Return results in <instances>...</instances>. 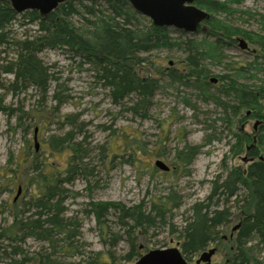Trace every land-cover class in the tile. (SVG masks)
Wrapping results in <instances>:
<instances>
[{
  "label": "trees",
  "instance_id": "obj_1",
  "mask_svg": "<svg viewBox=\"0 0 264 264\" xmlns=\"http://www.w3.org/2000/svg\"><path fill=\"white\" fill-rule=\"evenodd\" d=\"M232 1L196 0L195 5L211 18L205 22L204 31L185 39H172L170 34L186 35L174 29L156 28L151 23L142 27L140 15L126 0H68L46 16L37 11L17 14L9 2L0 1V76L12 77L6 87L9 93L21 94L33 88L45 100L51 81L56 82L57 88L61 84L58 83L60 78L53 75L39 55L44 50H61L76 59L79 67H86L108 91L112 104L133 118H149L161 78H166L169 84L185 86L204 101H213L220 110L216 121L231 131L233 121L241 113L249 111L251 118L262 114L264 101V79L250 72H259L256 61L247 67H230L228 64L225 68L227 74L223 75H213L205 64L220 63L225 58V51L237 44V38H249L246 31L216 17L223 15L228 18L238 12L232 7ZM241 2L237 0L235 4ZM17 21L23 27L34 26L35 29L16 38L12 25ZM258 22L264 29V16L259 15ZM263 41L264 37L251 40V43L262 46L260 52H264ZM158 50H176L183 55L176 69H165L149 59L148 56ZM214 78L216 83L210 81ZM249 78L259 79L260 83H249ZM52 98L57 101L56 109L64 102L58 90ZM77 117L68 115L65 122L72 126ZM207 128L214 132L206 134L202 145L187 146L178 151L174 156L176 161L190 165L203 148L220 140L213 125L209 124ZM74 133L70 130L60 138L51 137L49 141L52 151H69L63 170L37 159L27 164L28 169L37 174L29 179L35 192L22 204L24 210H19L20 215L16 214L10 230L0 226V260L3 264H118L111 249L92 251L82 240L81 222L67 214L65 204L76 196L69 186L81 179L90 193L98 182L94 180L98 172L97 166H92V151L84 145L86 138L77 140ZM233 136L236 142L227 153L236 157L242 151L241 139L236 134ZM261 136L260 146L264 145V133ZM133 144L125 143L124 148H128V152L122 151L121 155L111 157L107 148L100 146L99 160H106L109 164L111 158L122 155L134 160ZM125 162L130 163L128 160ZM49 167L51 171L48 172ZM223 168L224 173L210 182L209 195L189 207L188 216L180 226L173 222L172 211L178 209L179 204L172 196L152 202L150 210H145L143 204L123 207L91 198L85 204L84 213L95 221L101 235L111 234V246H117L122 240L126 242L127 253L121 256L126 263H134L145 252L140 250L138 240L149 231L154 233L161 228H166L168 236L174 237L172 239L177 242L182 258L189 261L209 246L215 247L222 242L221 229L230 223L233 215L232 208L227 205L247 179L251 202L245 205L241 201V209H247L249 215L242 219L235 237L228 240H233L236 245L234 264H250L242 242L264 237V163L252 164L245 178L241 169L229 171L226 165ZM111 216L116 217L118 232H111L108 225V217ZM29 240L41 245L32 255L23 248Z\"/></svg>",
  "mask_w": 264,
  "mask_h": 264
},
{
  "label": "rangeland",
  "instance_id": "obj_2",
  "mask_svg": "<svg viewBox=\"0 0 264 264\" xmlns=\"http://www.w3.org/2000/svg\"><path fill=\"white\" fill-rule=\"evenodd\" d=\"M232 2V7L238 12L228 18L223 15L216 17L246 31L249 38L243 39L247 50L242 51L237 42L233 48L225 51V58L220 63L206 62L207 69L213 75H223L227 74L225 68L228 64L230 67H247L256 61L259 72L254 70L250 72L257 73V78L264 79V52H260L258 46L251 43L255 38L264 37L260 35L258 22L259 15L264 16V0H242L240 4H235L237 0ZM140 17L142 27L149 26L151 21ZM33 29L34 26L23 27L18 21L12 25L16 38ZM170 36L172 39L191 38V35L187 34L186 37L179 34ZM39 56L50 67L53 75L60 78L58 83L61 84V87L57 88L56 82L51 81L50 91L45 100H42L33 88L21 94L9 93L6 87L12 77L0 76V226L6 231L10 230L16 214L20 215L19 210H24L22 204L35 192L29 184V179L37 174L28 169L27 164L37 159L63 170L69 151L56 153L51 150L49 141L51 137L60 138L70 130L75 131L77 140L86 138L84 145L92 151V166H97L98 172L94 180L98 182L90 193L86 183L81 179L69 186L76 196L66 202L67 214L75 216L81 222L82 240L92 251L106 252L111 249L115 252L118 264H134L121 260V256L127 253L128 246L123 240L117 246H111V234L101 235L95 221L91 217H86L85 204L91 198L97 202L121 204L123 207L143 204L145 210H150L152 202H157V199L163 201L164 198L172 196L179 204V208L172 211L173 222L180 226L188 216L189 207L195 202L205 200L209 195L210 182L217 175L224 173V165L228 168L242 166L240 159L231 157L227 151L234 144L233 134L244 138L245 143L249 138L245 135L252 134L254 122H247L245 112L233 121L230 131L216 121L220 114L218 108L201 102L192 90L179 87L177 84L171 85L166 78H161L160 89L154 96L149 118L146 120L133 118L122 111L121 107L112 104L108 91L96 81L86 67H79L76 59L70 58L61 50H44ZM148 57L169 70L176 69L183 55L176 50L172 52L158 50ZM259 79L249 78L247 82L259 84ZM56 90L64 101L57 109L55 108L57 101L52 98ZM262 104L264 109V101ZM262 114L254 118H259ZM68 115L78 116L72 126L65 122ZM209 124L213 125L220 140L213 141L203 148L192 159L190 165L176 161L174 156L178 151L187 146L202 145L206 134L214 132L207 128ZM125 143H134L131 147L135 152L134 160L128 155L111 158L109 164L106 160L104 162L99 160L100 146L107 148L108 156L111 157L114 154L121 155L122 151L128 152V148H124ZM224 156H227L225 160ZM243 156L244 154L241 155ZM126 160L130 163L125 162ZM156 161L163 162L169 171L157 168ZM50 169L51 167L46 171L49 172ZM248 196L250 199V194L242 191L236 200L233 199L235 210L230 223L221 229L222 242L215 246L216 253L212 262L235 263L236 245L227 237L231 227L248 214L247 209H241L243 203L241 198ZM108 218L111 232H118L116 217ZM172 238L174 237L168 236L166 228H161L154 233L149 231L138 240V246L143 252L171 248L177 246V242ZM40 246V242L29 240L23 248L32 255ZM242 247L248 254L250 264H264V237L249 238L242 242ZM198 257L199 254L185 261L194 264ZM0 264H3L1 260Z\"/></svg>",
  "mask_w": 264,
  "mask_h": 264
},
{
  "label": "water",
  "instance_id": "obj_3",
  "mask_svg": "<svg viewBox=\"0 0 264 264\" xmlns=\"http://www.w3.org/2000/svg\"><path fill=\"white\" fill-rule=\"evenodd\" d=\"M10 3L17 13L25 11H37L41 16L53 12L60 4L68 0H0ZM134 12L149 19L156 28H169L191 35L205 30V22L210 18L209 14L195 5L196 0H126ZM239 48L247 50L243 38H237ZM212 83L217 80L211 79ZM156 167L169 171L161 161H156ZM237 229V226L232 230ZM215 249L201 253L197 264H210ZM134 264H187L177 248L154 249L141 255Z\"/></svg>",
  "mask_w": 264,
  "mask_h": 264
},
{
  "label": "flooded vegetation",
  "instance_id": "obj_4",
  "mask_svg": "<svg viewBox=\"0 0 264 264\" xmlns=\"http://www.w3.org/2000/svg\"><path fill=\"white\" fill-rule=\"evenodd\" d=\"M258 48H259V50H262L263 47L261 46V47H258ZM251 53H255V51H251ZM263 112H264V109H263ZM245 117L247 118L246 119L247 122H251V121L254 122L253 126H252V134L249 135V136L245 135L246 138L249 137L247 143H245L244 138H240L241 139V148H242V145H243L244 148H242V151H241L240 155H238L236 157L234 156V158H239L240 159L241 165L244 166V167L235 166L234 168H228L229 171H233L235 169H241L242 170V175H243L244 178L247 175L248 169H249V167L252 164H254L255 162L264 163L263 162L264 161V156H262V154L264 153V145H262V146L259 145V140H260V142L262 141V136L261 135L264 133V113L259 118H253V117L251 118L250 112L247 111V112H245ZM235 142H236V139H234V144H235ZM242 154H244L243 157H241ZM242 191H245V193H247L248 195L250 194L249 181L247 179H246L245 184L242 187H240L239 190L236 191L235 197H232L230 199V205H231V208H232L231 209L232 213L235 210V206H233L234 205V200L233 199L236 200L239 197V195H240V193ZM248 215H249V211H248V214L246 216H244L242 219H245L246 217H248ZM241 224H242V220L237 222L235 225H233L231 227L230 234H229V237L227 239H233L235 237V234L241 228ZM236 226H237V229L232 230ZM224 238H226V237H224ZM209 247H211V248H209ZM209 247L206 248L203 252L208 251L210 249H215V253H216V248L213 247V245H211ZM173 248H177V246H175ZM215 253H214V255H215ZM200 254H199V257H200ZM213 256L211 257L210 264H219V263L212 262ZM199 257L195 260L194 264H197V260L199 259ZM186 263L189 264L187 261H186ZM199 264H203V263L200 262Z\"/></svg>",
  "mask_w": 264,
  "mask_h": 264
},
{
  "label": "bare ground",
  "instance_id": "obj_5",
  "mask_svg": "<svg viewBox=\"0 0 264 264\" xmlns=\"http://www.w3.org/2000/svg\"><path fill=\"white\" fill-rule=\"evenodd\" d=\"M209 16H210V18H211V15H210V14H209ZM210 18H209L208 21H210ZM208 21H207V22H208ZM260 29H261V30H260V32H261L260 35H261V36H264V29H263V27H260ZM255 39H256V38H255ZM263 42H264V41H263ZM171 85H172V84H171ZM178 86L187 89L185 86H182V85H179V84H178ZM196 97H197L201 102L209 103V104H211V105H213V106L216 107V105H215V103H214L213 101H211V100H210V101H204V100L202 99V97L199 96V95H197ZM249 190H250V187H249ZM241 200L244 201V204H245V205H247V204H249V203L251 202V199H249V197H248V198H246V197H242ZM227 206H228L229 208H231L230 203H229Z\"/></svg>",
  "mask_w": 264,
  "mask_h": 264
}]
</instances>
